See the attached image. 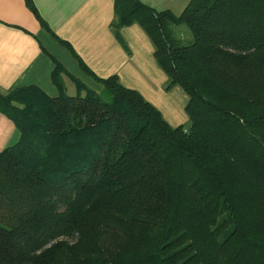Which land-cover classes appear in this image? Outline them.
<instances>
[{
  "label": "trees",
  "instance_id": "obj_1",
  "mask_svg": "<svg viewBox=\"0 0 264 264\" xmlns=\"http://www.w3.org/2000/svg\"><path fill=\"white\" fill-rule=\"evenodd\" d=\"M113 3V28L138 24L188 96V126L80 59L101 90L66 94L55 61L56 97L0 94L20 131L0 150V264H264V0Z\"/></svg>",
  "mask_w": 264,
  "mask_h": 264
},
{
  "label": "crops",
  "instance_id": "obj_2",
  "mask_svg": "<svg viewBox=\"0 0 264 264\" xmlns=\"http://www.w3.org/2000/svg\"><path fill=\"white\" fill-rule=\"evenodd\" d=\"M30 1L46 26H42L25 0H0V94L22 86H36L45 95L56 97L59 88L52 81L55 61L65 69L60 73L65 93L73 82L76 88L73 94L84 95L86 89H79L73 79L96 92L101 90L100 83L80 68V59L96 76L117 75L126 87L138 90L170 125L187 122L184 108L188 96L182 102L183 90L177 88L172 101L165 97L167 77L157 65L147 33L136 23L116 29L111 25L114 0ZM139 1L175 15L189 2ZM19 133L12 119L0 112V150L16 144Z\"/></svg>",
  "mask_w": 264,
  "mask_h": 264
},
{
  "label": "rangeland",
  "instance_id": "obj_3",
  "mask_svg": "<svg viewBox=\"0 0 264 264\" xmlns=\"http://www.w3.org/2000/svg\"><path fill=\"white\" fill-rule=\"evenodd\" d=\"M177 32H179V34H181V36H184V31L187 29L185 26H180L179 28H175ZM178 89H180V87L177 84H174V86L170 87L169 89H167V92H163L165 93V97L169 100L172 101L173 96L175 95V93H178ZM166 91V90H165ZM74 92H76V88L73 82H71V84H69L67 86V94L72 95ZM183 92V91H182ZM184 93V92H183ZM187 95L184 93V96L182 95L183 101L185 102ZM185 110V109H184ZM185 113V112H184ZM184 126L187 127V123H184ZM91 222V221H90ZM128 226H130L131 232H134V234H136V230H138V227L136 226V224H131L129 223ZM127 226V227H128ZM85 227L87 228H93V230H97V232L101 233L102 237H109L113 235V231H105V230H114V229H105V227H101L98 224H95L93 222H91L90 224L86 225ZM105 229V230H104ZM78 239V234H70V235H61L58 237H54L52 238V240H50L46 245H44L42 248L48 247L51 244H53V242H68V243H72L74 244Z\"/></svg>",
  "mask_w": 264,
  "mask_h": 264
}]
</instances>
